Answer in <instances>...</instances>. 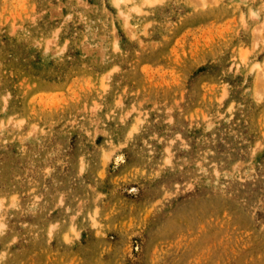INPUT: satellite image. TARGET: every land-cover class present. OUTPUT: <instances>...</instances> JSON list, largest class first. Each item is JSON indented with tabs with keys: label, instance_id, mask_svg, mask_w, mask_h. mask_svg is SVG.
Wrapping results in <instances>:
<instances>
[{
	"label": "rangeland",
	"instance_id": "obj_1",
	"mask_svg": "<svg viewBox=\"0 0 264 264\" xmlns=\"http://www.w3.org/2000/svg\"><path fill=\"white\" fill-rule=\"evenodd\" d=\"M0 264H264V0H0Z\"/></svg>",
	"mask_w": 264,
	"mask_h": 264
}]
</instances>
